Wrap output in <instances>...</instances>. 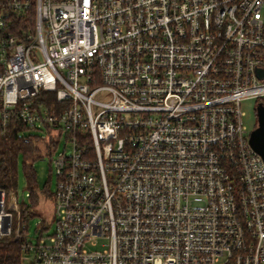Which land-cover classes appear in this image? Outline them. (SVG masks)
I'll list each match as a JSON object with an SVG mask.
<instances>
[{"label":"built area","instance_id":"2783aa9c","mask_svg":"<svg viewBox=\"0 0 264 264\" xmlns=\"http://www.w3.org/2000/svg\"><path fill=\"white\" fill-rule=\"evenodd\" d=\"M33 2L0 0V131L15 115L70 153L51 161L48 237L27 241L0 188L19 264H264L241 110L264 105V0Z\"/></svg>","mask_w":264,"mask_h":264},{"label":"trees","instance_id":"16d2710c","mask_svg":"<svg viewBox=\"0 0 264 264\" xmlns=\"http://www.w3.org/2000/svg\"><path fill=\"white\" fill-rule=\"evenodd\" d=\"M6 1V0H3ZM34 4V0H28ZM34 9L23 17L13 16V29L18 30L33 25ZM16 33V32H13ZM45 93H40V97ZM27 130L21 125L15 115H11L7 128L0 131V188L6 193H13L17 181L18 158L23 159V173L28 189V203L18 204L19 219L21 223L27 222L35 216L36 208L39 205L41 194H39L36 175L31 162L42 157V154L51 156L56 143L53 139L35 135H26ZM43 229V228H42ZM13 240L0 242V264H19V243Z\"/></svg>","mask_w":264,"mask_h":264},{"label":"rangeland","instance_id":"374dc122","mask_svg":"<svg viewBox=\"0 0 264 264\" xmlns=\"http://www.w3.org/2000/svg\"><path fill=\"white\" fill-rule=\"evenodd\" d=\"M256 102L254 100H246L241 102V110L244 113L243 122L248 131H252L257 126L256 117ZM27 135L37 134L40 137H44L45 132L35 133L34 131H26ZM70 153L69 144L64 140H59L54 148V152L51 156L42 154V157L31 162L32 168L36 175V182L41 194L39 205L36 208V215L32 216L23 223L25 227L24 235L27 241L35 243L39 236L48 237L54 230V215L52 213V193L55 190L56 178L53 172L52 160L60 153ZM14 197L17 200V204L28 203V189L26 179L23 173V159L20 156L18 158L17 166V181L16 187L13 191ZM43 228V229H42Z\"/></svg>","mask_w":264,"mask_h":264},{"label":"water","instance_id":"95a60500","mask_svg":"<svg viewBox=\"0 0 264 264\" xmlns=\"http://www.w3.org/2000/svg\"><path fill=\"white\" fill-rule=\"evenodd\" d=\"M257 126L250 132L249 144L264 162V105L256 106Z\"/></svg>","mask_w":264,"mask_h":264}]
</instances>
